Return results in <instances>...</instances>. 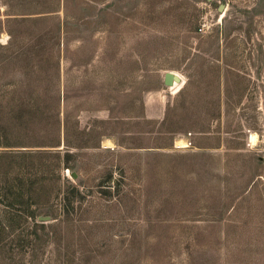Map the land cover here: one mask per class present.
<instances>
[{
  "label": "rangeland",
  "instance_id": "obj_1",
  "mask_svg": "<svg viewBox=\"0 0 264 264\" xmlns=\"http://www.w3.org/2000/svg\"><path fill=\"white\" fill-rule=\"evenodd\" d=\"M34 78L0 264H264V0H0V97Z\"/></svg>",
  "mask_w": 264,
  "mask_h": 264
},
{
  "label": "trees",
  "instance_id": "obj_2",
  "mask_svg": "<svg viewBox=\"0 0 264 264\" xmlns=\"http://www.w3.org/2000/svg\"><path fill=\"white\" fill-rule=\"evenodd\" d=\"M59 1L67 5L69 0ZM10 32L12 31L10 30ZM54 96L56 94L53 93L50 85L36 83L34 78L33 82L18 85L15 89H11L8 94L0 97V174L6 175L8 173L6 170L12 165L2 162L25 154L22 152L23 150L17 151L11 147L55 145L54 139L60 137L61 128L56 129L50 121V117L40 112L41 110L47 111L51 106L58 109V114L60 113V100L55 97L56 103H50ZM16 97L19 98L16 99ZM20 97L23 98L20 99ZM170 109L171 106H169L168 111ZM163 123L165 124V121ZM166 128L165 131L167 132H175L174 129H169V125ZM58 130L59 132H57ZM56 143L58 142L56 141ZM12 183L14 184V181ZM17 202L19 200L16 198L10 204L13 205ZM36 203L38 204V202ZM31 206V204L28 206L30 214L35 216V210H32Z\"/></svg>",
  "mask_w": 264,
  "mask_h": 264
},
{
  "label": "bare ground",
  "instance_id": "obj_3",
  "mask_svg": "<svg viewBox=\"0 0 264 264\" xmlns=\"http://www.w3.org/2000/svg\"><path fill=\"white\" fill-rule=\"evenodd\" d=\"M173 72L176 75H178L179 80H175L173 85H170L169 87H170V89L177 91V90L181 89V87L185 84L186 78L182 74H180L178 72H175V71H173ZM256 139H257V136L255 134H253L252 135V140L255 142Z\"/></svg>",
  "mask_w": 264,
  "mask_h": 264
},
{
  "label": "water",
  "instance_id": "obj_4",
  "mask_svg": "<svg viewBox=\"0 0 264 264\" xmlns=\"http://www.w3.org/2000/svg\"><path fill=\"white\" fill-rule=\"evenodd\" d=\"M175 80H179L178 75H176L173 71H167L164 76V82L167 86L173 85ZM49 219V217H45Z\"/></svg>",
  "mask_w": 264,
  "mask_h": 264
},
{
  "label": "crops",
  "instance_id": "obj_5",
  "mask_svg": "<svg viewBox=\"0 0 264 264\" xmlns=\"http://www.w3.org/2000/svg\"><path fill=\"white\" fill-rule=\"evenodd\" d=\"M165 83V82H164ZM166 85V84H165Z\"/></svg>",
  "mask_w": 264,
  "mask_h": 264
}]
</instances>
